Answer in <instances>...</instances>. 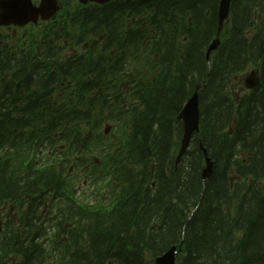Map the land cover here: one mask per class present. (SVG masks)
<instances>
[{
    "label": "trees",
    "instance_id": "1",
    "mask_svg": "<svg viewBox=\"0 0 264 264\" xmlns=\"http://www.w3.org/2000/svg\"><path fill=\"white\" fill-rule=\"evenodd\" d=\"M72 1L0 28V264H264V0Z\"/></svg>",
    "mask_w": 264,
    "mask_h": 264
},
{
    "label": "water",
    "instance_id": "2",
    "mask_svg": "<svg viewBox=\"0 0 264 264\" xmlns=\"http://www.w3.org/2000/svg\"><path fill=\"white\" fill-rule=\"evenodd\" d=\"M114 0H79L81 4H99ZM231 0H220L218 8V29L215 40L208 47L206 52V59L210 54L216 50L219 44V33L222 30L224 22L229 17ZM57 0H40L38 5H34L32 0H0V27H17L23 28L29 24L36 25L38 21L46 22L54 17L59 11ZM254 73H251L250 78L246 84L253 88L256 80L253 79ZM204 84V80L200 82L195 89V92L186 102L177 119L183 123V136L180 142V149L178 152V162L182 155L186 152L193 134L199 130V107H198V90ZM205 153V151H204ZM212 171V163L209 158L205 159V169L203 170V179L209 178ZM181 251L180 247H171L161 256L154 259V264H175L176 255Z\"/></svg>",
    "mask_w": 264,
    "mask_h": 264
},
{
    "label": "rangeland",
    "instance_id": "3",
    "mask_svg": "<svg viewBox=\"0 0 264 264\" xmlns=\"http://www.w3.org/2000/svg\"><path fill=\"white\" fill-rule=\"evenodd\" d=\"M61 3H64L65 0H60ZM75 4L76 1H72V4ZM41 29V28H40ZM12 35L15 34H19L18 30H12ZM255 71H248L246 72L243 76H241V80L238 82H235L233 84V90L234 92L236 91V93H242L243 91L247 90L249 87L245 84V82L248 80V78H250L251 73H254ZM255 73L253 75V79L255 80ZM105 134H108V130H106ZM12 208H10L9 206L5 209V211L2 213L1 217H0V222L4 219L7 218L8 216L11 215L12 213Z\"/></svg>",
    "mask_w": 264,
    "mask_h": 264
},
{
    "label": "flooded vegetation",
    "instance_id": "4",
    "mask_svg": "<svg viewBox=\"0 0 264 264\" xmlns=\"http://www.w3.org/2000/svg\"><path fill=\"white\" fill-rule=\"evenodd\" d=\"M34 2H36L37 3V1L38 0H33ZM59 1V0H58ZM67 3L69 2V1H71V0H65ZM77 3H79V1L78 0H75ZM80 4V3H79ZM60 5V4H59Z\"/></svg>",
    "mask_w": 264,
    "mask_h": 264
}]
</instances>
